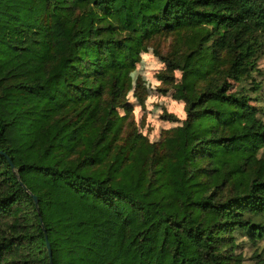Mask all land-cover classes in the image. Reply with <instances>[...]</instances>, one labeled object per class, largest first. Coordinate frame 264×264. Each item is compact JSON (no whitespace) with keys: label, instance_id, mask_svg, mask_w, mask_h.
Returning <instances> with one entry per match:
<instances>
[{"label":"trees","instance_id":"16d2710c","mask_svg":"<svg viewBox=\"0 0 264 264\" xmlns=\"http://www.w3.org/2000/svg\"><path fill=\"white\" fill-rule=\"evenodd\" d=\"M167 34L185 117L150 141L131 73ZM263 56L264 0H0V264H264Z\"/></svg>","mask_w":264,"mask_h":264},{"label":"rangeland","instance_id":"374dc122","mask_svg":"<svg viewBox=\"0 0 264 264\" xmlns=\"http://www.w3.org/2000/svg\"><path fill=\"white\" fill-rule=\"evenodd\" d=\"M175 40L174 34L161 35L153 38L146 50L141 52L140 61L136 64L131 73L132 89L128 93V98L132 104L131 118L136 127L150 141L159 140L163 132L176 126L185 117L182 104L178 103L171 96V87L163 83L159 74L165 69V64L161 61L157 52L166 54L171 50V44ZM259 67L264 73V56L259 62ZM180 73L173 72V77L178 79ZM163 89H166L163 91ZM259 101H253L260 110V116L264 119V76L262 86L258 92ZM164 113L174 114L179 118V122H172L163 119ZM242 252V264H256L258 258L255 256V247L245 244L243 248L237 250ZM264 256V255H263Z\"/></svg>","mask_w":264,"mask_h":264},{"label":"water","instance_id":"95a60500","mask_svg":"<svg viewBox=\"0 0 264 264\" xmlns=\"http://www.w3.org/2000/svg\"><path fill=\"white\" fill-rule=\"evenodd\" d=\"M11 166H12V164H11ZM33 198H34L35 203H37L36 197L33 196ZM46 245H47L48 254H49V256H51V249H50V245H49V242L48 241H46Z\"/></svg>","mask_w":264,"mask_h":264}]
</instances>
